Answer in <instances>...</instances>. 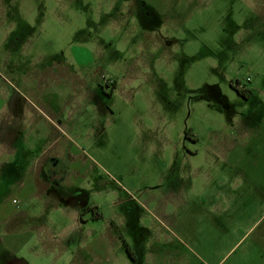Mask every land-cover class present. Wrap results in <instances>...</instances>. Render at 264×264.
<instances>
[{
    "label": "rangeland",
    "instance_id": "1",
    "mask_svg": "<svg viewBox=\"0 0 264 264\" xmlns=\"http://www.w3.org/2000/svg\"><path fill=\"white\" fill-rule=\"evenodd\" d=\"M0 89V264H264V0H0ZM51 156L83 204L21 195Z\"/></svg>",
    "mask_w": 264,
    "mask_h": 264
},
{
    "label": "crops",
    "instance_id": "2",
    "mask_svg": "<svg viewBox=\"0 0 264 264\" xmlns=\"http://www.w3.org/2000/svg\"><path fill=\"white\" fill-rule=\"evenodd\" d=\"M0 95H1L0 96L1 100L4 102V106L5 105L7 106V112H3L0 114V165L5 166V165H10V162L6 163L5 161H3L5 156H7V155L16 156L19 153H25V155H26V152L28 153L30 150L34 149V147H35L34 144H31L30 142H28V147H25L24 144H26V143H24V142L28 141L29 138H31V137H35L37 134V112L35 110V106L32 107V104L28 103L27 101H26V103H22V104L17 102V107L15 108L14 107V98L13 99L10 98L9 92H4V91H2V89H0ZM48 123L50 125L54 126V124L52 123V121H50V119L48 120ZM48 127H49L48 129L50 130V126H48ZM21 141H23L22 146L20 145ZM58 157H60L59 159L62 158L61 156H58ZM18 164L21 165L20 163H18ZM12 165H15V163ZM40 165L41 164L37 163V159H36V161L31 165V169L26 172V173L31 172L30 177L26 180L27 183H24V185L18 186V189L21 192V195L25 198H28L30 196L31 193L29 194V191L33 190L34 193L36 194L35 189H34L33 176L35 175V173H37V187L38 188L41 187L42 189H44L42 192L47 193V195L48 194L51 195L53 192L52 196L55 197V199H54L55 201L53 204H58L56 201L61 200L59 197H62V199H64V197H63V195L61 196V194L59 195V193H60L59 189L56 188L55 191H52L49 184L47 185V187H45V185H43V182L41 181V178L39 176L40 168L42 166V165L41 166ZM15 167L16 166H14L12 169V170H14L13 174L17 175L21 172V170H20L21 168L16 167V169H15ZM24 174L25 173H23V175ZM68 176L69 175H67V174H65L63 176L59 175V179H62L60 181V183L65 185L67 182ZM19 180H20V178H19ZM38 180H40V183ZM40 184L43 186H40ZM75 185H76L75 187L80 186V185H77L76 183H75ZM71 188H73V187H71ZM66 190H69L68 187H66ZM66 202H65V204H66L65 209L68 210L69 207L74 209L75 212H73V216H74V218H77L78 214H79V212H78L79 206H77V205L67 206L69 204H68V202L67 203ZM13 204H12V206L9 204H6V205L2 204L1 205V207H0V223L5 224L6 222H8V219L11 216L19 213V210L17 208H15L13 206Z\"/></svg>",
    "mask_w": 264,
    "mask_h": 264
},
{
    "label": "flooded vegetation",
    "instance_id": "3",
    "mask_svg": "<svg viewBox=\"0 0 264 264\" xmlns=\"http://www.w3.org/2000/svg\"><path fill=\"white\" fill-rule=\"evenodd\" d=\"M105 85H110L112 86L113 83L109 84V83H105ZM116 88V84H114V88L113 90L111 91V93L108 95V96H112L114 94V90ZM96 92L94 93V97L95 95L96 96H100L102 94L106 95L104 89H103V85H100L98 84V88L95 90ZM22 98L21 97H15L14 98V107L16 108L17 107V102H21ZM60 157L58 156H54V157H48L46 159V161L44 162V164H42V170H41V175L42 177L44 178L43 180H45L47 182V185L49 184L50 187H51V190L52 191H55L56 188L59 189L63 194H66L65 196L67 197L68 195V190H66V188L64 186H60L59 187V182L62 180V179H59L57 178L56 179V176H59V175H65L67 174L68 175V171L65 170V171H58L56 169L57 166H60V163H61V160L59 159ZM37 173H35V175L33 176V182H34V189H35V192H37V181L35 179V177L37 178L36 176ZM31 175V172L28 173V178L30 177ZM76 190V191H75ZM75 190H73V192L71 194H69L68 196H70V198L72 200H77L80 202V204H83L85 201V198H86V192L85 191H78L77 188H75ZM64 196V198H65ZM13 261V259H12Z\"/></svg>",
    "mask_w": 264,
    "mask_h": 264
},
{
    "label": "trees",
    "instance_id": "4",
    "mask_svg": "<svg viewBox=\"0 0 264 264\" xmlns=\"http://www.w3.org/2000/svg\"><path fill=\"white\" fill-rule=\"evenodd\" d=\"M235 90L237 91V93H238L239 95H243V92H242V91L237 90V89H235Z\"/></svg>",
    "mask_w": 264,
    "mask_h": 264
}]
</instances>
